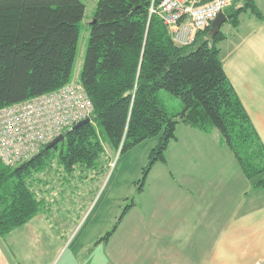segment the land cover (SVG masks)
Here are the masks:
<instances>
[{"label": "trees", "instance_id": "obj_1", "mask_svg": "<svg viewBox=\"0 0 264 264\" xmlns=\"http://www.w3.org/2000/svg\"><path fill=\"white\" fill-rule=\"evenodd\" d=\"M150 4L98 0L78 82L93 104L92 123L67 131L57 145L18 166L0 161V237L39 214L41 201L30 185L54 157L67 172L93 168L104 153L93 122L120 154L158 138L135 182L138 193L152 166L165 161L178 125L204 134L218 131L251 188H264V147L219 57L225 36L219 31L210 37L208 27L192 45L177 46L159 18L149 17ZM247 9L260 17L253 1H245L225 11L227 22L236 28ZM84 17L81 0L0 1V109L71 82ZM161 90L181 102L179 112L167 110L157 96ZM130 207L93 246L108 242Z\"/></svg>", "mask_w": 264, "mask_h": 264}, {"label": "crops", "instance_id": "obj_2", "mask_svg": "<svg viewBox=\"0 0 264 264\" xmlns=\"http://www.w3.org/2000/svg\"><path fill=\"white\" fill-rule=\"evenodd\" d=\"M253 4L260 17L243 11L241 23L223 33L218 47L225 75L264 147V0ZM215 135L176 127L165 161L152 166L144 184L160 189L163 197L132 205L126 213L134 209L133 221L145 224L147 254L142 258L130 251L114 264H264L263 195L251 188ZM33 221L18 229L31 228ZM167 235L173 243L165 242ZM10 245L0 237V264H24Z\"/></svg>", "mask_w": 264, "mask_h": 264}, {"label": "rangeland", "instance_id": "obj_3", "mask_svg": "<svg viewBox=\"0 0 264 264\" xmlns=\"http://www.w3.org/2000/svg\"><path fill=\"white\" fill-rule=\"evenodd\" d=\"M81 1L85 6V17L69 84L79 82L87 49L89 24L98 2ZM244 2L236 1L227 13L241 7ZM243 16L239 15V23ZM232 27L226 21L220 31L232 32ZM157 96L170 113L181 110V102L168 92L161 90ZM93 125L104 149L93 168L75 166L72 171L67 172L54 157L46 169L34 176L30 185L42 206L39 214L33 218L31 228H17L10 237H1V240L11 242L10 250L23 258L24 264H114L115 258L122 260L129 256L130 251L134 256L142 253V258L147 254L145 244L148 233L144 223L142 225L136 220L133 221V217L136 218L134 209L123 217L124 220L119 223L107 245L93 244L112 230L126 206L150 203L163 197L160 189L152 190L145 185L144 193L140 196L135 184L140 179L141 170L146 166L158 138L149 139L120 154L119 150L116 151L109 145L107 138L94 122ZM213 133L216 134L214 138H220L218 131ZM250 183L252 184L251 181ZM258 190L263 195L261 200L264 201V188ZM255 207L251 204V209ZM164 239L165 242L173 243L169 235ZM135 241L137 244L133 247ZM104 259L105 263L101 261Z\"/></svg>", "mask_w": 264, "mask_h": 264}, {"label": "built area", "instance_id": "obj_4", "mask_svg": "<svg viewBox=\"0 0 264 264\" xmlns=\"http://www.w3.org/2000/svg\"><path fill=\"white\" fill-rule=\"evenodd\" d=\"M2 1V0H0ZM238 0H151L149 17L157 16L177 46L196 36ZM93 104L80 83L0 109V161L15 167L32 159L55 138L91 121Z\"/></svg>", "mask_w": 264, "mask_h": 264}, {"label": "water", "instance_id": "obj_5", "mask_svg": "<svg viewBox=\"0 0 264 264\" xmlns=\"http://www.w3.org/2000/svg\"><path fill=\"white\" fill-rule=\"evenodd\" d=\"M246 2H250V1H253V0H245ZM227 21V17L224 13H220L210 24L209 26V36L210 37H214L219 31H220V28L222 26V24H224L225 22ZM89 123V120H85L81 123H79L75 128H77L78 126L80 125H83V124H88ZM64 136L61 135L57 138H55L51 143H49L47 146H46V149H51L53 146L57 145L59 142H61L63 140ZM38 154H35L34 157H36ZM33 157V158H34Z\"/></svg>", "mask_w": 264, "mask_h": 264}]
</instances>
